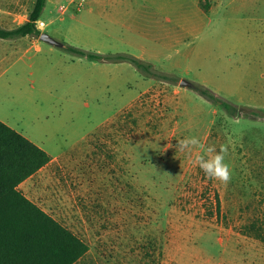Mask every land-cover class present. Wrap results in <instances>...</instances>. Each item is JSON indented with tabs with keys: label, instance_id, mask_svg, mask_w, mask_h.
Wrapping results in <instances>:
<instances>
[{
	"label": "rangeland",
	"instance_id": "obj_1",
	"mask_svg": "<svg viewBox=\"0 0 264 264\" xmlns=\"http://www.w3.org/2000/svg\"><path fill=\"white\" fill-rule=\"evenodd\" d=\"M195 1L47 0L45 33L112 58L44 43L31 61L48 76L45 104L17 105L11 115L59 156L20 190L88 245L76 264H215L222 228L224 236L230 228L229 236L264 238V0H198L222 4L211 14ZM124 54L176 83L115 60ZM188 136L218 150L231 140L228 184L176 151ZM223 185L251 201L219 213Z\"/></svg>",
	"mask_w": 264,
	"mask_h": 264
},
{
	"label": "trees",
	"instance_id": "obj_2",
	"mask_svg": "<svg viewBox=\"0 0 264 264\" xmlns=\"http://www.w3.org/2000/svg\"><path fill=\"white\" fill-rule=\"evenodd\" d=\"M47 0H35L28 20L15 29L0 27V38L31 36L39 38L38 21ZM207 11L208 6L203 5ZM66 51L90 60L107 61L112 58L71 45ZM116 61H127L146 76L176 83V78L158 74L152 65L141 59L118 55ZM220 104L228 112L235 108L214 93L194 84L193 88ZM51 158L41 148L0 121V264H76L89 251L88 245L69 228L63 226L37 204L27 198L19 185L37 173Z\"/></svg>",
	"mask_w": 264,
	"mask_h": 264
},
{
	"label": "crops",
	"instance_id": "obj_3",
	"mask_svg": "<svg viewBox=\"0 0 264 264\" xmlns=\"http://www.w3.org/2000/svg\"><path fill=\"white\" fill-rule=\"evenodd\" d=\"M112 1H120L122 4L126 2V0ZM34 3L35 0H0V27L11 30L23 25L28 20ZM195 3L204 14L218 12L222 7V4L220 6H212L211 8L208 6V10L205 11L201 7V2L198 5V0H196ZM135 6V8L129 9V12L137 10L138 6ZM153 10L158 12L159 8L156 7ZM167 22H170V20L167 19ZM37 26L41 33L46 32V26L40 24V19ZM44 43L39 38L31 36L9 39L0 38V121L43 149L51 158V162L59 156L51 154L45 148L44 143L40 139H37L36 136L29 135L22 129H19V122L15 120L14 116H11L17 105L25 107V104H45L44 96L47 92L46 84L48 76L39 67L33 69V62L31 61L34 56L33 54L41 52L44 49ZM49 52H54L53 48H49ZM32 75L35 76L33 80L30 79ZM30 82L34 84L33 87L31 86L34 93L28 92L27 86ZM164 85H166L164 87L169 92L168 101L170 104H173L170 86L166 83ZM180 89L175 86L173 94H178ZM22 117L25 118V116ZM111 141L124 143V140L117 136L112 138ZM123 149L127 151V146L123 147ZM31 177L21 183L19 189ZM222 187L223 196L217 195L216 197L219 213H221V210L233 209L235 205H243L246 201H251L250 198L252 197H244L236 192L229 193L226 191L224 185ZM226 230V234H228L226 236L223 235L225 233L223 228L217 234L220 250L216 256L215 264H264V238L260 234L253 237L255 238L254 240H245L244 238L229 236L230 228Z\"/></svg>",
	"mask_w": 264,
	"mask_h": 264
},
{
	"label": "clouds",
	"instance_id": "obj_4",
	"mask_svg": "<svg viewBox=\"0 0 264 264\" xmlns=\"http://www.w3.org/2000/svg\"><path fill=\"white\" fill-rule=\"evenodd\" d=\"M228 144L221 145L219 150L215 145H205L196 136H188L177 140L175 145L177 152L188 154L192 158V163L212 180L221 184H228L232 178L230 165L226 162L229 151Z\"/></svg>",
	"mask_w": 264,
	"mask_h": 264
},
{
	"label": "water",
	"instance_id": "obj_5",
	"mask_svg": "<svg viewBox=\"0 0 264 264\" xmlns=\"http://www.w3.org/2000/svg\"><path fill=\"white\" fill-rule=\"evenodd\" d=\"M39 39L45 43H48V44H51L53 46H56V47H60V48H65V44L54 39L53 37H51L49 34L43 32L40 34V37ZM180 86L181 87H185V88H189V89H193L194 88V84L190 81H187V80H182L180 82Z\"/></svg>",
	"mask_w": 264,
	"mask_h": 264
},
{
	"label": "built area",
	"instance_id": "obj_6",
	"mask_svg": "<svg viewBox=\"0 0 264 264\" xmlns=\"http://www.w3.org/2000/svg\"><path fill=\"white\" fill-rule=\"evenodd\" d=\"M81 2H84V1H86V0H80ZM64 8V7H63Z\"/></svg>",
	"mask_w": 264,
	"mask_h": 264
}]
</instances>
